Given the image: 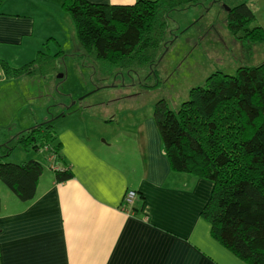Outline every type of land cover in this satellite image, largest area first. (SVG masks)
<instances>
[{
    "label": "crops",
    "instance_id": "1",
    "mask_svg": "<svg viewBox=\"0 0 264 264\" xmlns=\"http://www.w3.org/2000/svg\"><path fill=\"white\" fill-rule=\"evenodd\" d=\"M87 1L127 6L139 0ZM61 2L0 0V49L19 47L24 38L34 40L42 32L36 18L48 15L45 11L62 22ZM56 9L57 14L51 12ZM28 43L27 62L41 47ZM3 77L0 71V81ZM40 110L45 120L49 110L45 115ZM71 111L56 119L60 158H48L47 151L27 157L44 164L36 198L23 204L0 183V264H244L210 237L200 212L212 184L171 172L151 109L142 114L141 123L120 125L111 115L94 118L88 127L82 123L92 119L86 116L89 110L79 108V120H72L76 113ZM59 120L63 123L57 124ZM101 126L118 130L108 134L107 144L97 140ZM66 165L73 178L55 182L54 170ZM128 192L144 200L137 215L124 204Z\"/></svg>",
    "mask_w": 264,
    "mask_h": 264
},
{
    "label": "trees",
    "instance_id": "2",
    "mask_svg": "<svg viewBox=\"0 0 264 264\" xmlns=\"http://www.w3.org/2000/svg\"><path fill=\"white\" fill-rule=\"evenodd\" d=\"M197 2L139 0L122 6L62 0L60 8L72 21L85 52L113 69L125 70L151 66L168 15ZM226 18L227 29L236 40L264 42V30L251 26L254 16L245 4L228 9ZM47 58L40 50L18 68L0 60V71L6 80L33 77ZM151 110L161 152L171 172L212 184L200 212V218L209 225L210 237L242 263L264 264V62L238 68L232 76L215 73L205 86L190 89L188 99L176 111L164 100L157 101ZM66 111L58 112L51 121ZM55 130L46 121L0 139V183L23 204L36 198L43 166L37 160L22 164L3 160L15 146L25 152L47 151L50 159L60 158ZM53 173L57 183L73 178L68 165ZM124 204L137 215L144 200L134 193Z\"/></svg>",
    "mask_w": 264,
    "mask_h": 264
},
{
    "label": "rangeland",
    "instance_id": "3",
    "mask_svg": "<svg viewBox=\"0 0 264 264\" xmlns=\"http://www.w3.org/2000/svg\"><path fill=\"white\" fill-rule=\"evenodd\" d=\"M240 4H245L253 13L251 26L264 30V0H198L168 15L164 37L151 66L125 70L113 69L85 52L76 38L72 21L61 8L62 22L45 11L48 15L36 18L37 30L40 28L42 32L36 33L34 40L24 38L19 47L0 49V60L9 59L12 65L4 61L13 68L27 63L23 60L30 57L28 41L39 42L40 50L48 55L33 77L12 80L3 77L0 81V139L17 129L33 126V120L50 121L56 127V121L51 119L58 112L71 108L72 103L71 113H76L72 120L80 119L79 108L89 110L86 116L92 119L83 118L82 123L87 127L93 125L89 123L95 122L94 118H111V115H115L120 125L127 120H133L132 124L137 120L141 123L145 112L159 100H164L169 109L176 111L188 99L190 89L205 86L215 73L232 76L238 68L260 65L264 62V42L241 43L227 29L228 9ZM20 6L24 8V4ZM51 12L57 14V9ZM46 108L49 114L43 120L40 109L45 115ZM62 123V120L57 121V124ZM100 129L97 140L105 144L111 142L109 135L118 131L114 126L103 129L101 126ZM34 153L36 151L25 152L15 146L3 161L11 164L27 161Z\"/></svg>",
    "mask_w": 264,
    "mask_h": 264
},
{
    "label": "built area",
    "instance_id": "4",
    "mask_svg": "<svg viewBox=\"0 0 264 264\" xmlns=\"http://www.w3.org/2000/svg\"><path fill=\"white\" fill-rule=\"evenodd\" d=\"M133 197H134V193H133V192H128V193H126V195H125V201H126L127 203H129V202L132 200Z\"/></svg>",
    "mask_w": 264,
    "mask_h": 264
}]
</instances>
